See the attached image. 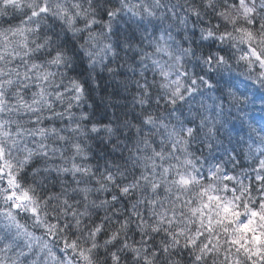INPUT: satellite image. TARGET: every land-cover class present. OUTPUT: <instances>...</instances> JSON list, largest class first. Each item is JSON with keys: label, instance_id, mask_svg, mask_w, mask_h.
<instances>
[{"label": "clouds", "instance_id": "clouds-1", "mask_svg": "<svg viewBox=\"0 0 264 264\" xmlns=\"http://www.w3.org/2000/svg\"><path fill=\"white\" fill-rule=\"evenodd\" d=\"M0 264H264V0H0Z\"/></svg>", "mask_w": 264, "mask_h": 264}, {"label": "snow or ice", "instance_id": "snow-or-ice-1", "mask_svg": "<svg viewBox=\"0 0 264 264\" xmlns=\"http://www.w3.org/2000/svg\"><path fill=\"white\" fill-rule=\"evenodd\" d=\"M18 226V225H17Z\"/></svg>", "mask_w": 264, "mask_h": 264}]
</instances>
